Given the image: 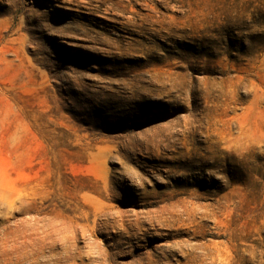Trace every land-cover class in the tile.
I'll return each instance as SVG.
<instances>
[{"label": "rangeland", "instance_id": "374dc122", "mask_svg": "<svg viewBox=\"0 0 264 264\" xmlns=\"http://www.w3.org/2000/svg\"><path fill=\"white\" fill-rule=\"evenodd\" d=\"M264 264V0H0V264Z\"/></svg>", "mask_w": 264, "mask_h": 264}, {"label": "bare ground", "instance_id": "6f19581e", "mask_svg": "<svg viewBox=\"0 0 264 264\" xmlns=\"http://www.w3.org/2000/svg\"><path fill=\"white\" fill-rule=\"evenodd\" d=\"M23 264V263H22Z\"/></svg>", "mask_w": 264, "mask_h": 264}]
</instances>
